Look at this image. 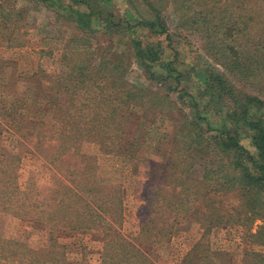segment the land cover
Returning a JSON list of instances; mask_svg holds the SVG:
<instances>
[{
  "label": "trees",
  "instance_id": "trees-1",
  "mask_svg": "<svg viewBox=\"0 0 264 264\" xmlns=\"http://www.w3.org/2000/svg\"><path fill=\"white\" fill-rule=\"evenodd\" d=\"M33 1L63 17L85 37L93 38L96 34L126 37L131 59L142 69L146 81L159 84L164 92L160 95L158 91L132 85L124 79L130 57L111 53L96 60L88 43H77L72 38L68 41L67 50L61 55L60 73L52 80L40 73L35 76L51 84L50 89L55 93L50 101L52 117L68 131L67 135L50 137L58 144L53 155L43 157L54 170L48 187L38 189L35 184H27L21 190L16 171L22 156L6 152L9 158L4 162L0 154V264H60L63 252L49 250L63 249L58 245V235L94 232L101 234L103 264H109L107 250L111 240L120 247L119 258L113 257L112 264H153L151 259L155 255L143 251L140 245L160 242V228L156 231L157 240L144 237L139 246L120 233L124 189L122 185L99 179L97 158L84 154L81 144H96L101 154L122 155L123 148L124 152L132 148L131 137L135 134L130 129L132 126L139 128L141 122L154 125L160 117L170 118L169 110L177 109L169 100L171 94L189 111L188 114L180 112L183 116L178 124L182 128L174 135L175 140L178 136L186 137L183 141L186 148L185 155L173 152L163 163L150 162L148 185L157 189L158 201H165L158 207L160 212L164 214L166 208L170 209V196L182 202L180 197L184 193L185 198L192 195L197 200L205 183L211 182L213 192L240 193L246 210L253 215V222L262 218L259 211L264 208L263 96L241 92L222 73L191 64L182 40L169 32L160 11L148 0H143V4L151 17L137 18L134 23L116 20L98 4L99 0ZM1 5L2 0L0 12L4 13ZM9 47L16 46L10 43ZM234 57L231 71L244 73L247 69L245 64H240L238 53ZM197 75L204 77L194 83L193 91L188 90L186 84ZM165 105L168 111L163 108ZM77 116L82 120L76 121ZM92 133L94 136H90ZM40 143L44 142L39 141L35 147L39 152ZM65 157L70 160L64 162ZM201 157L216 169H206L201 179L192 178L195 164H202ZM188 160L190 167L184 169ZM172 168L175 170L171 171ZM208 204L213 206L214 202L211 200ZM180 207L185 205L181 203ZM185 212L181 213L182 220L186 218ZM1 214L16 215L44 229L49 242L47 248H32L25 240L7 238ZM159 218L167 224L163 215ZM178 221L173 220L171 224ZM261 232L258 227L248 234L256 238ZM259 245L264 247V243ZM201 246L194 245L180 264H202L211 256L216 261L226 255L221 251L208 253ZM243 264H264V255L245 251Z\"/></svg>",
  "mask_w": 264,
  "mask_h": 264
},
{
  "label": "rangeland",
  "instance_id": "rangeland-1",
  "mask_svg": "<svg viewBox=\"0 0 264 264\" xmlns=\"http://www.w3.org/2000/svg\"><path fill=\"white\" fill-rule=\"evenodd\" d=\"M148 1L156 5L169 32L182 40V47L184 45L191 64L222 73L241 92L264 97V0ZM2 4L0 154L4 162L9 158L6 152L22 156L16 171L21 190L27 184L45 189L54 170L49 160L43 157L55 153L58 143L53 138L67 135L68 131L52 117L53 105L50 101L55 93L50 89L51 84L35 76L40 73L52 80L60 73L61 55L67 50L71 38L77 43H88L89 51L95 53L96 60L101 55L111 53L122 54L126 59L130 57L124 79L132 85L149 87L160 92V95H163L164 89L157 83L146 81L142 69L131 59L132 52L127 50L126 37L99 34L93 38L85 37L63 17L33 0H2ZM98 4L113 14L116 20L134 23L137 18L151 17L143 0H99ZM10 43L16 47H9ZM235 52L239 55L240 64H245L247 69L242 74L230 69ZM4 63H8L7 67H3ZM203 77L193 76L186 88L193 91L194 83ZM104 81L109 82H101ZM175 96L171 94L169 98L177 108L175 111L169 110V119L160 117L154 125L141 122L139 128L136 125L130 128L135 131L131 137L132 148L125 152L123 148L122 155L101 154L96 144H81L84 154L97 158L99 179L105 183L122 185L124 189V216L120 233L139 246L140 241L145 240L144 237H150V241L157 240L155 235L160 228V242L140 245L143 251L155 255L151 259L153 264H180L181 259L197 243L202 244V250L208 253L221 251L226 254L216 261L211 256L208 261H202L204 264H243L245 251L264 255V247L259 245L264 243V208L259 211L262 218L253 222V215L246 210L245 199L236 191L213 192V184L206 182L197 200L192 195L185 198L184 193L180 197L182 202L170 196V209L166 208L164 214L160 212L158 207L165 201H158L157 189L148 185L150 162L163 163L173 152L185 155L186 148L183 143L186 137L178 136L175 140L174 135L182 128L178 124L183 116L180 112L188 114L189 111L180 106ZM166 107L163 106L168 111ZM94 108L91 107V110ZM75 119L82 120L78 116ZM39 141L44 142L39 144L40 152L35 148ZM63 160L66 162L70 158L65 157ZM200 161L202 164H195L193 168L196 169L192 178L201 179L206 169H216L205 157H201ZM190 164L188 160L184 169L189 168ZM211 200L213 206L208 204ZM181 203L185 208L180 207ZM184 212L186 218L182 220L181 213ZM162 215L167 224L159 218ZM1 217L7 238L25 240L30 247L37 249L49 245L44 229H38L16 215L1 214ZM180 219L182 221H178ZM173 220L178 222L171 224ZM258 227L262 229L261 234L251 238L248 233H254ZM100 236L95 232L61 234L57 242L63 249L55 247L56 250H49L63 252L60 264H103L104 247ZM169 236V240H166ZM117 247L111 240L107 250L109 264H112L113 257L119 258L120 247Z\"/></svg>",
  "mask_w": 264,
  "mask_h": 264
}]
</instances>
